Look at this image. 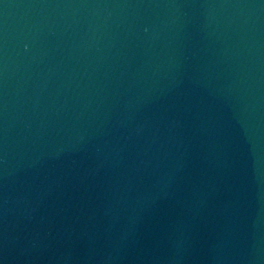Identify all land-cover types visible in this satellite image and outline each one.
Wrapping results in <instances>:
<instances>
[{
    "label": "water",
    "instance_id": "water-1",
    "mask_svg": "<svg viewBox=\"0 0 264 264\" xmlns=\"http://www.w3.org/2000/svg\"><path fill=\"white\" fill-rule=\"evenodd\" d=\"M0 264H264V0H0Z\"/></svg>",
    "mask_w": 264,
    "mask_h": 264
}]
</instances>
